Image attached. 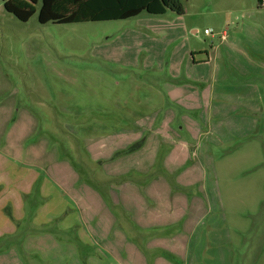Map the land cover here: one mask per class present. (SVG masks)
<instances>
[{"label":"rangeland","instance_id":"rangeland-1","mask_svg":"<svg viewBox=\"0 0 264 264\" xmlns=\"http://www.w3.org/2000/svg\"><path fill=\"white\" fill-rule=\"evenodd\" d=\"M181 1L185 9L183 16L171 11L163 16L142 12L123 21L41 25L38 23L39 4L36 14L22 23L3 9L0 0V107L14 102L18 93L19 102L25 104L30 116L34 114L38 120L40 136L49 143L51 141L50 149L53 150L50 156L55 153L69 161L78 153L85 158V166L76 161L73 170L63 171V174L76 181L73 173L77 175L80 190L90 187L104 203L102 209L92 200L95 196L79 198L82 218L76 222V227L83 238L81 243L74 239L76 227L61 233L56 221L48 226L52 227L49 232L51 240L59 242L61 234H68L67 241L75 248L79 243L81 256L106 255L112 239L128 245L131 240L140 238L139 243L143 245L144 240L158 237L151 234L155 231H144L135 226L134 213L116 207L110 198V190L125 179L142 178V183H148L158 176V182L164 179L173 183L183 169L176 167L174 172H166L162 167L164 156L160 155L158 163L146 176L129 171L128 168L136 167L134 165L125 167L122 163H115L112 167L120 169V174L129 171L128 177L115 174V178L107 176L106 180L103 178L104 169H108L111 162L104 157L88 160L82 147L84 139L82 136L76 138L77 125L88 124L98 136L107 134L111 138L131 131L133 137L142 134L146 137V125L160 124L120 122L112 114L117 102L147 99V104L158 105V87L162 85L158 60L167 62L177 51L209 50L211 42L217 44L223 32L230 34L236 28H242L244 23L254 25L264 34L259 23L264 21V0ZM191 27L197 34H192ZM204 30L210 35H204ZM257 86L259 100L255 101L258 112L253 115L257 122L253 135L210 145L205 155L209 164L192 174L195 181H204L203 189L206 187L210 191L207 203L205 201V214L199 222L201 226L194 231L191 243L198 255V250L205 251L200 256L201 264L206 263L204 259H220V264H264V77L258 80ZM191 115L194 118V112ZM154 118L150 117V121ZM179 126L176 121L170 128L178 129ZM217 139V134L213 133L210 140ZM128 141L135 144L138 140ZM66 144L75 149L72 154ZM164 153L165 148L162 155ZM53 173L50 175L55 181ZM51 188L49 199L52 203H49L55 206L59 204L56 197L60 192L56 186ZM171 188L186 191L188 196L197 195L200 189L198 183L187 188L173 183ZM37 193L36 186L26 197L27 215L18 228V235L0 234V264H50L49 260L53 259L55 251H27L20 245V240H26L28 235L37 238L43 234L45 226L36 218L30 220V216L35 217L40 208L48 205V199H39ZM83 194H86L85 190ZM60 199L61 206L72 210L70 212L74 215V206L65 201L63 194ZM107 213L113 215L115 225L113 229L105 230L106 235L102 236L100 229L103 223H107ZM180 229L181 224H175L160 232L170 234ZM202 233L205 234L200 247H195ZM193 254L196 253L193 251ZM42 255L48 257L47 260L42 259Z\"/></svg>","mask_w":264,"mask_h":264},{"label":"crops","instance_id":"crops-1","mask_svg":"<svg viewBox=\"0 0 264 264\" xmlns=\"http://www.w3.org/2000/svg\"><path fill=\"white\" fill-rule=\"evenodd\" d=\"M259 23L264 28V21ZM192 28H189L192 34H197ZM209 46V50L173 52L167 62L158 60V75L162 79V85L158 87V105L147 104V99L117 102L112 115L120 122L160 124L156 126L154 123L153 127L146 125V137L143 134L133 137L131 131L111 138L107 134L98 136L88 124L77 125L76 138L82 136L84 139L82 147L88 160L104 157L111 162L109 168L104 169L103 178L106 180L107 176L110 178L115 174L127 176L129 171H138L141 176H146L161 155L164 156L162 167L166 172H174L176 167L183 169V173L173 180L175 185L187 188L198 183L200 189L197 195L193 193L189 196L186 191L172 190L170 180L158 182V176L148 183H142L140 178L133 181L125 179L113 185L110 190L113 204L127 213L133 212V224L144 231H155L151 234L158 237L144 240L143 245L139 243L140 238L131 240L128 245H121L112 239L106 248V255L97 253L85 257L79 253V243L75 248L67 241L68 234H61L59 242L51 240L49 232L52 227H48L51 222L56 221L60 232L64 233L76 227V222L82 218L80 200L84 196H95L92 200L102 209L104 203L90 187L80 190L77 175L73 173L76 181L63 174V171L73 170L72 165L76 161L85 166V158L78 153L69 161L57 157L55 153L50 156L53 150L50 149L51 141L49 143L40 136L38 120L34 114L30 116L25 104L19 102L18 93L14 102L0 107V230L3 232L0 231V234L18 235V228L27 215L26 197L37 186L39 199H48V205L40 208L35 217L30 216V220L36 218L45 226L43 234L37 238L28 235L26 240H20V245L22 250L27 251H55L50 264H201L200 256L205 251L198 250V255L191 243L194 231L201 226L199 222L205 214V201L207 203L210 191L206 187L203 189L204 181H195L192 174L209 164L205 155L210 145L247 138L255 132L257 122L253 115L258 112L255 103L259 100L257 85L258 80L264 77V34L254 25L244 23L242 28H236L230 34L223 32L218 43L211 42ZM193 112L194 118L191 115ZM152 116L155 118L150 121ZM176 121L181 126L172 130L170 126ZM213 133L217 134V140H210ZM128 139L138 141L133 144L127 142ZM65 147L71 154L75 151L71 145L66 144ZM163 148L165 153L162 155ZM115 163L136 167L120 174V169L112 167ZM51 172H55V181ZM53 186L60 192L56 197L59 204L55 206L49 199ZM61 194L74 206V215L70 212L72 210L61 206ZM143 205L148 207L145 209ZM105 218L107 223H103L100 229L102 236L106 235L105 230L113 229L115 225L111 213ZM175 224H181L179 231L170 234L160 232ZM204 234L199 241L196 239L195 247H200ZM74 235V239L81 243L83 238L79 227H76ZM47 258L42 255V259ZM204 261L206 263L203 264L221 262L220 259Z\"/></svg>","mask_w":264,"mask_h":264},{"label":"trees","instance_id":"trees-1","mask_svg":"<svg viewBox=\"0 0 264 264\" xmlns=\"http://www.w3.org/2000/svg\"><path fill=\"white\" fill-rule=\"evenodd\" d=\"M3 9L22 23L38 10V23L55 25L123 21L142 12L163 16L167 11L183 16L181 0H1Z\"/></svg>","mask_w":264,"mask_h":264},{"label":"built area","instance_id":"built-area-1","mask_svg":"<svg viewBox=\"0 0 264 264\" xmlns=\"http://www.w3.org/2000/svg\"><path fill=\"white\" fill-rule=\"evenodd\" d=\"M204 35H210V32L208 30L203 31Z\"/></svg>","mask_w":264,"mask_h":264}]
</instances>
